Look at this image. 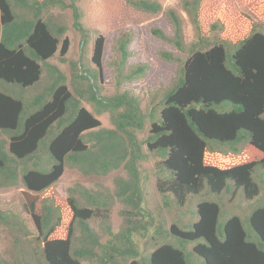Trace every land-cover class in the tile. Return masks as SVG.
I'll return each mask as SVG.
<instances>
[{
    "label": "trees",
    "instance_id": "16d2710c",
    "mask_svg": "<svg viewBox=\"0 0 264 264\" xmlns=\"http://www.w3.org/2000/svg\"><path fill=\"white\" fill-rule=\"evenodd\" d=\"M202 1H180L195 35L186 45L175 9H163L155 0H124L134 10L164 14L172 35L153 28L152 36L186 54L181 61L167 50L158 52L163 61H176L178 69L172 84L152 97L145 114L138 97L122 90L145 72L142 65H128L131 32L112 41L114 92L104 96V37L95 36L93 67L82 69L66 60L68 27L50 14L51 9H69L86 47L90 36L79 22L74 0H0V189H24L22 208L37 232L43 264H200L197 256L204 264H264V206L256 204L243 215L236 212L239 205L230 209L221 200V211L207 196L233 197L242 190L250 201L259 194L255 177L264 174V32L252 30L234 43L210 42L200 29ZM54 57L67 64V71L51 62ZM101 114H108L112 128L101 127L95 117ZM145 121L149 127L139 137ZM150 157L155 159L162 211L172 213L190 206L193 198L203 199L191 211L198 216L190 221L191 228H181L177 220L169 226L183 250L162 244L168 227L160 219L149 238L151 250L141 256L133 237L146 235L155 222L142 206L138 165ZM65 167L84 176H105L122 168L126 176L114 178L111 194L101 185L89 190L74 184L61 204L53 186ZM113 199L129 209L120 212L124 226L116 233L108 215ZM222 212L226 219L220 222ZM94 218L110 238L105 244L89 227ZM191 242L192 250L186 247Z\"/></svg>",
    "mask_w": 264,
    "mask_h": 264
},
{
    "label": "rangeland",
    "instance_id": "374dc122",
    "mask_svg": "<svg viewBox=\"0 0 264 264\" xmlns=\"http://www.w3.org/2000/svg\"><path fill=\"white\" fill-rule=\"evenodd\" d=\"M67 3L70 0H65ZM160 2L163 9L173 8L180 15L183 23V36L186 45L195 41L192 26L180 7L181 0H155ZM81 18V26L88 30L90 41L86 47H82L81 35L72 26V14L68 9L59 10L51 9L50 14L55 18L63 20L68 27L67 37L70 41L69 50L66 53V60L77 62L80 68H92L93 40L95 36L102 35L105 39L104 53L102 57V74L100 78V87L102 95H111L114 91L113 77L109 62L114 59L112 51V41L121 32L129 31L132 40L129 46L130 57L128 59L129 67L142 65L145 67L144 74L123 84L122 90H130L138 97L142 113H149L151 99L156 93L167 89L176 77L178 63L166 62L159 58L158 52L167 50L183 61L186 54L178 52L167 42L155 38L151 34L153 28L161 29L165 35L171 36V25L164 14H148L137 11L126 5L124 0H74ZM198 18L200 23L201 34L210 42L215 40H226L230 43L237 42L248 35L252 30L264 32V0H203L200 4ZM217 26L212 30V25ZM51 62L57 64L63 71H67V64H60L56 57ZM40 85L42 86L43 78ZM88 80L92 82L90 77ZM23 96H26L24 90L15 88ZM37 91V89H36ZM22 98V99H23ZM157 99L159 97H156ZM86 108L92 112L89 105ZM100 121L101 127L112 128L108 114L95 115ZM143 132L139 137H144L149 127L148 121H145ZM155 159L150 157L147 161L139 163L140 182L143 189V207L154 217V222L149 231L143 237L135 235L133 237L137 248L142 255L151 250L150 236H155L154 226L161 220H165L163 227L167 228L168 235L162 243L183 250L175 244L178 238L170 234V225L177 220L181 228H191L193 222L198 216H193L195 205L203 197L193 198L190 206L184 209H178L175 212L168 213L161 210L160 196L155 188V177L153 175ZM116 176H126V171L122 168L113 171L105 176H84L77 169L65 167L61 177L53 186V191L58 198V202L63 204L68 197L67 189L74 184H80L89 190H96L101 185L107 188L108 193L113 192V180ZM145 177V179L143 178ZM256 182L260 184L259 194L252 200L247 201L243 197L242 190L231 197L230 194L214 195L208 192V198L211 202L219 204L221 200L227 208L234 209L237 205L236 212L245 213L254 205L256 207L264 206V174L259 172L255 177ZM231 183H228V186ZM21 186L15 188L0 189V213L3 220L0 221V260L17 262L19 264H43L41 256V245L37 242V232L31 221V217L26 214L22 208V191ZM204 198L206 196L204 195ZM240 199V200H238ZM191 200V201H192ZM108 215L111 225V231L116 233L124 226V218L120 215L122 211H129L116 199H113ZM190 201V202H191ZM220 201V202H218ZM81 203H83L80 200ZM202 202V201H201ZM199 203V202H198ZM197 203V204H198ZM238 203V204H237ZM262 203V204H259ZM222 211V207L219 204ZM254 209V208H252ZM251 209V210H252ZM250 210V211H251ZM249 211V212H250ZM197 215V214H196ZM197 219V218H196ZM225 214L222 212L220 222L225 220ZM89 227L99 236L100 242L105 244L110 239L100 224L99 218L89 221ZM157 236V235H156ZM79 237V230H75V238ZM173 239L174 243L172 242ZM195 242L189 243L186 247L192 250ZM199 263L204 264L202 258L198 257ZM81 264H96L93 261L82 260ZM193 264V262L191 263Z\"/></svg>",
    "mask_w": 264,
    "mask_h": 264
}]
</instances>
